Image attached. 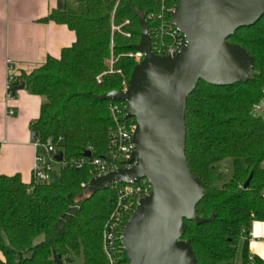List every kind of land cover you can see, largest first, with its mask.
Wrapping results in <instances>:
<instances>
[{
  "label": "trees",
  "instance_id": "16d2710c",
  "mask_svg": "<svg viewBox=\"0 0 264 264\" xmlns=\"http://www.w3.org/2000/svg\"><path fill=\"white\" fill-rule=\"evenodd\" d=\"M160 4L119 0L112 17L114 0H76L43 18L65 23L76 38L59 57L48 56L41 66L15 76L14 87L24 83L43 98L31 123L34 137L44 141L63 136L65 158L81 156L88 146L94 155L106 153L112 125L108 105L118 100L101 95L122 89V80L137 63L126 52L139 41V19L146 17L151 31L158 20L148 15H156ZM112 19L115 24L129 21L118 31L112 30ZM228 39L251 53L253 72L247 81L228 86L199 80L187 97L185 156L204 185L195 212L210 220H184L182 238L190 242L198 264H233L241 239L240 264H264L248 250L251 223L264 221V107H254L264 104V14ZM111 51L113 72L98 82L96 77L108 70ZM90 178L87 166L60 168L45 183L33 178L25 183L19 174L0 173V264H71L80 256L82 264H109L101 234L114 191H89L82 183ZM116 256L117 264H129L122 247Z\"/></svg>",
  "mask_w": 264,
  "mask_h": 264
},
{
  "label": "water",
  "instance_id": "95a60500",
  "mask_svg": "<svg viewBox=\"0 0 264 264\" xmlns=\"http://www.w3.org/2000/svg\"><path fill=\"white\" fill-rule=\"evenodd\" d=\"M262 14L264 0H177L172 19L186 41L174 55L152 51L147 22L139 19L140 38L132 46L144 55L133 66L124 90L101 95L125 101L128 115L134 117L131 160L137 164L92 177L86 185L97 192L113 183L147 180L151 192L140 199L121 234L129 264H198L190 242L182 238L184 220L200 224L210 218L195 212L204 185L185 156L187 97L199 80L228 86L251 77V53L228 36ZM23 87L24 83L15 86L13 93ZM62 155L59 151L57 160Z\"/></svg>",
  "mask_w": 264,
  "mask_h": 264
},
{
  "label": "crops",
  "instance_id": "0c3cea01",
  "mask_svg": "<svg viewBox=\"0 0 264 264\" xmlns=\"http://www.w3.org/2000/svg\"><path fill=\"white\" fill-rule=\"evenodd\" d=\"M76 0H0V173L19 174L29 183L34 157L31 123L40 111L43 98L31 94L25 85L12 98L6 96V79L27 74L45 63L48 56L59 57L71 45L75 31L65 23L43 19L52 10L74 5ZM7 59L12 70L9 71ZM12 110V115H8ZM248 241L250 255L264 259V221H253ZM242 239L238 245L241 250ZM0 252V258H2Z\"/></svg>",
  "mask_w": 264,
  "mask_h": 264
},
{
  "label": "built area",
  "instance_id": "2783aa9c",
  "mask_svg": "<svg viewBox=\"0 0 264 264\" xmlns=\"http://www.w3.org/2000/svg\"><path fill=\"white\" fill-rule=\"evenodd\" d=\"M119 0H114L112 17L114 9ZM174 3L166 4L165 0H161L160 10L155 14H149L148 17H156L157 23L149 31L150 45L152 51L160 55H174L185 44L184 33L175 25L172 19V12L177 0H171ZM146 20V17H144ZM126 19L121 24H115L111 21L112 30L121 31L120 27L124 23H128ZM147 22V21H146ZM148 27V26H147ZM126 36L130 32L122 31ZM112 44V42H111ZM127 55L133 56L136 61L140 60L144 53L139 49H134L126 52ZM8 69L12 70L10 60L7 59ZM114 57L111 55L107 58L106 64L108 70L99 74L96 79L100 82L102 75L113 72ZM117 72L121 73L120 70ZM129 79V78H128ZM128 79H123L121 82L122 89L127 86ZM15 76L11 73L7 75L5 89L7 98L14 96L13 89L15 84ZM256 110H262L264 104H256ZM111 115L112 125L107 131L106 153L103 156L93 154V149L88 146L79 157L65 158L62 151L63 136L57 138L48 137L42 141L38 137H33V145L37 149L34 157L33 179L35 182H49L52 175L57 170L64 167L80 169L87 166L90 170L91 178L105 173L113 172L121 167H130L137 164L136 160H131L135 150L133 142V133L135 130V119L128 115V108L125 101H112L108 105ZM13 111L9 110L8 115H12ZM59 151L63 155L61 160H57L56 156ZM90 152V156L84 155V152ZM57 166V168H56ZM87 184L82 183V186ZM110 188H113L114 196L110 200L111 211L104 223L101 234L102 250L109 264H117L116 253L119 251L118 241L121 243V234L132 212L139 204L141 198L148 196L151 188L145 178H136L130 183H113ZM249 239L252 237L251 231L248 233Z\"/></svg>",
  "mask_w": 264,
  "mask_h": 264
},
{
  "label": "rangeland",
  "instance_id": "374dc122",
  "mask_svg": "<svg viewBox=\"0 0 264 264\" xmlns=\"http://www.w3.org/2000/svg\"><path fill=\"white\" fill-rule=\"evenodd\" d=\"M57 168V166H56ZM71 264H82V257H76L74 260L71 262ZM233 264H240V252L237 251V255L233 260Z\"/></svg>",
  "mask_w": 264,
  "mask_h": 264
}]
</instances>
